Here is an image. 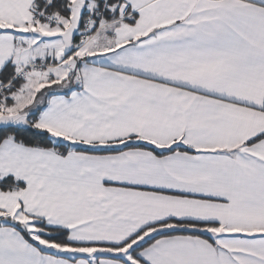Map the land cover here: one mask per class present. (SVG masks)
Listing matches in <instances>:
<instances>
[{
    "label": "snow or ice",
    "instance_id": "1",
    "mask_svg": "<svg viewBox=\"0 0 264 264\" xmlns=\"http://www.w3.org/2000/svg\"><path fill=\"white\" fill-rule=\"evenodd\" d=\"M0 264H264V0H0Z\"/></svg>",
    "mask_w": 264,
    "mask_h": 264
}]
</instances>
